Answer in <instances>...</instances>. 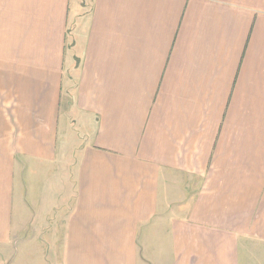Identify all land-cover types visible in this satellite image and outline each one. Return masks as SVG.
Returning <instances> with one entry per match:
<instances>
[{
    "label": "crops",
    "instance_id": "crops-1",
    "mask_svg": "<svg viewBox=\"0 0 264 264\" xmlns=\"http://www.w3.org/2000/svg\"><path fill=\"white\" fill-rule=\"evenodd\" d=\"M0 264H264V0H0Z\"/></svg>",
    "mask_w": 264,
    "mask_h": 264
},
{
    "label": "rangeland",
    "instance_id": "rangeland-1",
    "mask_svg": "<svg viewBox=\"0 0 264 264\" xmlns=\"http://www.w3.org/2000/svg\"><path fill=\"white\" fill-rule=\"evenodd\" d=\"M70 126H69V135H70V131L72 129V135H74L76 133V131L74 130V128H72V125L71 122H69ZM65 125V124H64ZM51 183V182H50ZM54 260V259H53ZM55 261V260H54Z\"/></svg>",
    "mask_w": 264,
    "mask_h": 264
}]
</instances>
